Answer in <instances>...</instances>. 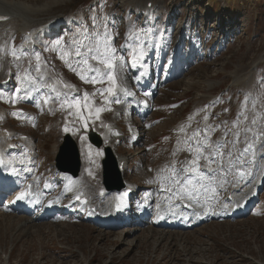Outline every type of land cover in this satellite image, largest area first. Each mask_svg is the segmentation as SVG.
Masks as SVG:
<instances>
[{
	"label": "rangeland",
	"instance_id": "1",
	"mask_svg": "<svg viewBox=\"0 0 264 264\" xmlns=\"http://www.w3.org/2000/svg\"><path fill=\"white\" fill-rule=\"evenodd\" d=\"M21 1L38 11L33 17L36 23H44L45 41L37 48L32 46L34 38L20 32L12 39L1 35L0 47L5 49L9 45L4 70L12 65L14 73L10 82H17V88L12 86L14 93L19 92L18 84L23 77L33 75L35 80L40 79L37 71L42 64L41 72L47 70L48 65L62 84L74 82L82 92L76 95L58 86V94L53 96L46 87L38 85L35 102L24 107L41 116L40 124L21 125L10 111L2 124L7 125L11 120L17 129L31 131L39 143L40 158L42 156V179L59 183L57 190L63 188L51 162H55L56 156L53 144L60 145L69 132L79 140L81 169L88 184L96 192L104 190L103 147L93 146L87 132L91 128L100 132L104 122L111 118L116 103L111 97L105 101L106 93L101 95L100 90L106 83L89 82V68L97 67L96 61L85 53L83 58H87L88 63L78 64L75 53L83 51L88 43L90 37L86 33H103L105 28L110 46L117 49L118 56H125L127 71L132 56L127 49L138 47L133 36H137L140 43H146L144 51L149 53L148 62L154 73L152 81L160 80L157 102L149 118L144 120L137 114L146 121L139 119L143 123V134L138 144L131 148L125 139L118 147V150L135 154L132 167L139 163L133 159L142 155L148 162L145 167L152 168L154 158L158 163L154 164V170H149L158 175L159 161L176 137L171 128L173 123L177 124L195 109L196 123H202V114L207 115L210 127L214 128L209 135L211 141L226 139L230 142L234 139L233 133L239 132L240 143L232 149L234 153L238 154L245 147V140L254 146V151L246 157L249 163L237 165L223 176L224 179L231 181L244 168L250 178L254 176L261 158L254 152L264 148V0H60L53 5L49 3L52 0ZM148 1L153 5L147 11ZM98 39L103 41L104 36ZM41 58H44L43 63ZM246 74L250 78L253 74L252 79L248 82L244 78L243 84L239 83L237 77L243 78ZM116 75L118 80V69ZM138 76L136 72V82ZM2 91L7 88L0 87V102L12 107L4 100ZM85 93L89 106L93 107L91 116L87 107L83 109V115L88 118L87 127L79 119L76 108L67 106L73 96L83 103ZM52 99L57 107L50 106ZM95 107L105 109L99 119L95 118ZM66 118L73 119L72 126L65 127L68 131L55 124L56 119ZM50 123L54 129H47ZM249 128L251 131L245 134V129ZM204 129L200 130V138ZM228 147L231 148V144ZM171 154L163 160L173 158ZM134 172H129V176L140 183V177ZM259 202L262 209L252 210L243 218L213 220L169 236L146 229L128 232L130 227L105 230L80 213L75 205L63 207L56 218L20 225L19 216L3 215L2 203L0 264H264V195Z\"/></svg>",
	"mask_w": 264,
	"mask_h": 264
},
{
	"label": "bare ground",
	"instance_id": "2",
	"mask_svg": "<svg viewBox=\"0 0 264 264\" xmlns=\"http://www.w3.org/2000/svg\"><path fill=\"white\" fill-rule=\"evenodd\" d=\"M60 2V0H52L49 3L51 5L57 4ZM50 5V6H51ZM46 8V6H45ZM44 8V9H45ZM40 11V10H39ZM38 11L30 4H27L26 2H23L21 0H0V15H10V19L0 22V24H5L4 27H0V37L7 36L8 39H12L13 36L17 32H23L26 30H30L32 34H37L35 38V42L39 44H43L44 42V33H41L39 30L41 24L36 23L35 18L33 17L35 14H37ZM4 38V37H3ZM6 40V39H5ZM34 41V40H33ZM2 45V44H0ZM36 45V43H34ZM9 53V45L4 49L2 46L0 47V82L5 80L8 76H11L13 74L12 71H10L12 68V65L7 66V69L4 70L6 60L8 59L6 55ZM6 54V55H5ZM129 64L131 66V71L130 72H125L123 73V63H118V67L120 68L121 75L125 77L122 81H125L123 84H121V88H125L127 86L129 88L128 92H122L124 97L128 99V103L125 106V103H119L118 107H122V116L124 117L123 123L125 125H129V132L132 136V140H140V137H142V131L141 127L143 124L137 120L136 117H133V114L137 115L140 114L142 117H147L150 113L151 106L153 107L155 103L157 102L156 97L155 101L151 103L150 100L158 93V88L155 82H152V77H151V68L149 67V62L148 59L146 58V55H143L142 59L139 60L135 66L132 65L131 59L129 60ZM7 65V64H6ZM46 66V64H45ZM137 69H141L140 77L139 79L135 80L133 77L134 71ZM4 70V71H2ZM2 71V72H1ZM6 71V76L5 75ZM17 72V71H15ZM252 72V71H251ZM39 80H35L31 75V77H23L21 79V82L18 84V90L19 92L16 94L14 93L15 89L12 90V86L17 88L16 83L12 81L11 85L8 87L10 88L7 91H2L1 95L4 97V100L7 101L8 103L15 104L11 109V113L14 117H17V119H20V122L24 125H35L38 126L40 124V118L41 116H37L35 113H32L31 109L26 108L27 113L26 114H16V109L17 108H24V104H30L32 100L35 102V90L38 88V85H41L43 87H49V82L52 83L53 85V96L58 94L57 92L59 91L58 86L61 88H66L67 91L75 93L76 95L80 94L81 90L78 88L79 86L71 81H68L65 85L62 83L57 82L55 75L51 71V69L47 65V70L45 68V71L39 72ZM2 74V76H1ZM249 74V73H248ZM247 75V74H246ZM246 75L243 78L237 77V80L240 81L239 83L243 84V79L246 78ZM119 79H122L121 76H119ZM252 79V78H251ZM250 79V80H251ZM249 80V81H250ZM236 81V80H235ZM248 81V80H247ZM248 81V82H249ZM131 82L133 85H131ZM125 85V86H124ZM140 88L143 92L144 98H142L139 101V105L137 108L134 106L137 105L136 97L134 96V89L135 86ZM56 88V89H54ZM71 89V90H69ZM79 89V90H78ZM82 93V92H81ZM159 95V94H158ZM1 96V97H2ZM143 99H148L149 100V108H142L140 106V103L143 101ZM6 104L0 102V151L5 152L7 158L13 162L15 168H17L20 172V176L22 177V184L26 186V184L23 183V181L26 179L27 182H30L32 184V188L36 192V198L32 202V207L29 209L28 212L23 213L19 211L16 207H10L9 208V213L15 214L11 215V217H16L19 216L21 221L19 222L20 225H25L29 223H36V222H42L44 219H46L48 216L51 215V217H56L57 214L62 211L61 206L54 205L53 209L49 212L46 213L44 211L43 205H38L36 203V200L41 197L42 194H48L52 188H54L53 184L50 185H40V180L38 178V167L41 164L42 156L40 158V152H39V143L36 142V138L33 137V135L30 132L26 131H17L16 128L14 127V122L13 121H7V125H3V122L6 120V114L8 112ZM56 101L52 99L50 101V106L57 107ZM130 106H133L130 107ZM53 110V109H52ZM53 112V111H52ZM95 112V111H94ZM115 112V111H114ZM113 112V114H115ZM117 113V112H116ZM194 114V112H192ZM118 115V114H117ZM191 118L190 116H187L186 119ZM114 119V116L112 115L110 119L106 120L104 122V125L102 126L101 129V136L103 139L104 145H108L110 147H113V149L116 152L117 155V160L119 163L122 161L124 162V169L122 173V177L126 179V184L127 185H132L134 188L138 189L139 185L137 182H135V178L131 180L128 175H127V168L129 166L130 162V155L132 153H126L120 150H118V144L114 142L115 137L111 134L110 129L117 126L122 129V126L120 123L116 125H110V121ZM67 122L69 123L70 121L67 118ZM182 122V121H181ZM181 122H178V124L172 125V127L177 129V137H176V142L174 143L175 146L172 151L164 152L163 158L159 161V167L157 168V171H159L158 175L153 174L150 170H154L155 165L158 162H156V159L154 160L153 158V166L152 168L147 169L145 165L139 166L137 170V174L142 177L144 183L143 184L146 189L142 191V197L132 213H124L118 215V228L120 229L122 224H125L126 227H130L128 229V232L132 230H138L139 229H146L149 231L153 232H162L165 235H172L173 233L176 232H183L182 230L185 229L186 223L183 222L181 219H179V215L183 211L182 209V202L178 201L175 196H170V194L166 190L161 189V184H164L165 189L169 187L167 183H165L162 180L163 176H167L170 174L172 168H173V162H175V167L179 168L181 164H178V155L179 151L182 149V144L181 141L177 143L178 138L182 139L183 135H185L184 130L186 129L185 126L181 124ZM55 124L57 126L60 124L59 120H55ZM64 124L61 125L63 127ZM9 127L10 130L12 131L11 136L6 137L3 133L4 128ZM55 127L52 123L49 124V128ZM54 129V128H53ZM183 129V131H181ZM21 134H27L29 137L28 139H21L19 136ZM16 139V142H14V138ZM76 141L78 140L77 137H75ZM8 142H12L18 146V151L14 152H6L4 151V147L7 146ZM79 140L77 141V143ZM19 145L21 147H19ZM53 150H58L57 146ZM184 151V150H182ZM173 158L171 159H165V157H168L169 154ZM264 153V148L259 149L258 151H255L254 154H262ZM142 161V160H141ZM34 163V173L32 175H27L25 172V169L23 168L24 166H30ZM201 164H203V161H201ZM261 169L258 172V175L256 177V181L253 183V185L250 187L249 191L244 194V189L246 186L249 184L247 183V180L242 179L241 177H237L234 182L231 185V190H232V195L241 197V196H249V194L254 190L256 184L258 183V180L263 174L264 171V159L261 162ZM90 169V167L88 168ZM245 168L242 170L244 171ZM251 175V174H250ZM255 175V174H254ZM236 176H240L239 172L236 174ZM253 176V174H252ZM251 177V176H250ZM253 178V177H252ZM89 182V181H88ZM87 182V179L84 177L83 173H80L78 177H72L71 175H67L66 183L65 186L69 188V191L72 195L76 192H83L86 196H88L90 200V206H94L96 210H100L102 213H108L111 208L113 203L117 200L116 198L118 197V194L120 192L116 191H111V192H103L100 194H96L89 186ZM13 184H9L6 187L4 193H7V196H10V193L12 191L11 187ZM92 186V185H91ZM93 187V186H92ZM161 190V191H160ZM103 191V190H102ZM101 191V192H102ZM99 192V191H98ZM65 191H61L59 193H54L53 195H50L49 197H53L55 203L59 202ZM74 194V195H75ZM209 199L207 201H201L199 204H194L197 210H200L203 214L209 213L210 217H213V219H218V218H243L246 214L244 211H239L237 214H232L230 213V210L228 212L225 211V209L222 211L220 215H216L213 210L223 202H218L215 200V197L212 192H209L208 194ZM70 197V199H71ZM11 198V197H10ZM69 199V203L72 204V200ZM225 202V201H224ZM225 204H222V207ZM88 206H85L84 208H87ZM81 208H79L80 210ZM258 210L259 207L256 206L255 210ZM153 215V218H151V215ZM160 214H164L166 216L167 220L172 221L171 226H166V225H158L156 223V220ZM2 215V214H0ZM3 215H9V214H4ZM88 217L94 222L97 226L100 228H103L105 230H111L115 229L116 227H108L107 221L103 220V214L100 216H96L94 213H87ZM191 222H195L196 224H199L200 221L192 215V220ZM197 228L196 226L194 229ZM144 231V230H143Z\"/></svg>",
	"mask_w": 264,
	"mask_h": 264
},
{
	"label": "snow or ice",
	"instance_id": "3",
	"mask_svg": "<svg viewBox=\"0 0 264 264\" xmlns=\"http://www.w3.org/2000/svg\"><path fill=\"white\" fill-rule=\"evenodd\" d=\"M6 19L5 17H0V20ZM96 26L95 23L93 25ZM103 35L104 40L101 41L98 38ZM87 37H90L87 44L83 46V51H77L75 53L78 58V64H87V57L95 60L97 67L89 68L90 78L89 82L96 83H106L107 86L100 90L101 95L104 93L105 101L109 97L113 98L114 103H121L118 93L120 91H126V89H121L116 75V68L118 63L125 62L124 55H117V49L110 46V40L108 39L107 29L103 33L97 32L94 35L92 33H86ZM133 41L138 45L136 48L127 49L132 52L131 61L132 65L142 59L143 55L146 54L144 49L146 48V43H140L137 36H133ZM126 47V46H125ZM37 55V60H39V54ZM83 58V59H79ZM102 66V67H100ZM85 77H82V79ZM71 90V89H69ZM68 108H76L79 113V119L83 121L84 127L88 126V118L83 115V109L88 108L89 116L93 112V107L88 104V94L85 93L83 97V103L81 99L73 96L71 102L68 103ZM63 107V105H61ZM207 107V106H206ZM105 109L103 107H95V118L99 119L100 114ZM227 111V109H225ZM205 120H208V116H204ZM238 124V121L236 122ZM255 123V121H253ZM65 128V131H68ZM214 128L210 126H205L203 130V139L200 138V130L197 129L193 132L192 137L186 138L185 143L187 144V150L192 154L193 158L190 160H185L181 162L179 168L175 167V162H173V168L169 175L163 176L162 180L169 185L165 189L164 184H161V189L166 190L170 196H175L178 201L186 202L184 206L192 207L194 204H199L201 201H207L209 199V192L213 195L216 192L215 185L218 180L226 176L227 173L231 172L237 165H246L249 161L246 159L249 152L254 151V146L245 140V147L241 149L238 154L234 153L232 149L240 143V133H233L234 139L232 141H227L226 139L211 141L208 136V132L213 131ZM183 131V129H181ZM251 129H245V134L250 132ZM228 131L225 132V137L228 135ZM179 143V141H178ZM231 144V148L228 145ZM227 149V151H225ZM99 154V153H98ZM264 157V153L261 154ZM203 161V164H201ZM241 176L245 175V172L240 171ZM47 186V185H46ZM28 193L26 191L20 192L16 199L23 200L26 198ZM123 195H127L126 193ZM79 199V197H77ZM116 208L122 207V197H117Z\"/></svg>",
	"mask_w": 264,
	"mask_h": 264
},
{
	"label": "water",
	"instance_id": "4",
	"mask_svg": "<svg viewBox=\"0 0 264 264\" xmlns=\"http://www.w3.org/2000/svg\"><path fill=\"white\" fill-rule=\"evenodd\" d=\"M90 139L94 144L99 145L101 138L94 132L89 133ZM58 168L62 171H68L77 174L80 168L79 152L76 143L67 136L61 147L57 158ZM104 184L108 189L121 188L120 175L117 171L116 162L111 156L110 150H106V158L103 160Z\"/></svg>",
	"mask_w": 264,
	"mask_h": 264
}]
</instances>
